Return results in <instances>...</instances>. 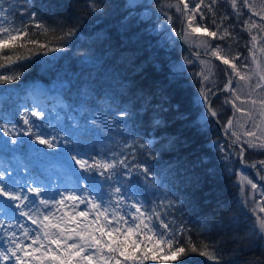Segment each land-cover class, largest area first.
I'll return each instance as SVG.
<instances>
[{
    "label": "trees",
    "instance_id": "1",
    "mask_svg": "<svg viewBox=\"0 0 264 264\" xmlns=\"http://www.w3.org/2000/svg\"><path fill=\"white\" fill-rule=\"evenodd\" d=\"M161 2L139 0L140 5L149 7L129 9L125 6L127 0H0V7L11 9L17 22L27 12L35 11L37 22L56 29L55 33L47 36H37L41 43L49 44L48 49L29 46L35 54L20 62V80L0 85V93L6 94L0 108V124L8 122L16 123L19 128L27 127L19 118L25 112L21 99L38 83L49 91L58 90L62 101L68 105L65 108L57 107L53 113L40 118L52 122L59 132L64 129L63 135L72 131L69 125L74 120L83 121L80 114L81 90H88L94 98L90 111L96 100L110 94L129 104L137 103L139 97L146 95L151 101V108L147 111L144 107L134 108L138 115L134 120L124 121L126 127L108 131L100 125L98 135L82 136L81 143L72 147L97 159L112 158L113 154L117 158L129 155L131 159L130 153L135 150L137 160L146 161L156 174L155 183L149 181L146 185L135 173L131 179L121 178V200L126 201L127 194L136 195L146 214L161 202L167 205L173 201L175 207L171 208V215L164 218L174 222L177 227L189 229L188 235L197 246L202 240L218 243L221 249L220 264H264V248L247 235L241 218L235 175L240 162L234 157V163L230 165L233 171H227L217 145H225L231 151L228 147L230 140L229 143L223 140L214 119L210 118L207 125L201 121L205 109L201 106L202 101L198 102L197 99L199 78L194 75L201 65L192 53L203 50L192 47L190 52L183 48L177 37L170 38L163 31L160 25L169 31L171 27L178 31L180 21L176 19L174 9H166L173 14V25H166V18L157 7ZM255 2L259 4L261 0ZM93 3L99 11L91 10ZM224 11L231 13L230 5L217 6L218 13ZM244 11L250 15L247 9ZM253 19L258 20V17ZM197 21L207 25L210 30L216 27L210 19L199 21L197 16ZM232 22L224 21L226 25ZM68 28L74 34L62 41L57 40L56 36L63 34L60 30L67 31ZM30 31L38 32L35 27H30ZM234 31L239 40L229 41L233 54L241 53V58L247 57L251 65L252 55L248 51L253 48L251 36L248 30L242 31L240 25ZM251 31L257 35L253 54L259 51V56H262L264 52L258 49L259 46L264 48V33L257 29ZM196 36L207 38L203 33ZM211 43L224 44L225 41L211 40ZM60 48L64 50H52ZM184 57H189L193 63L185 64ZM212 62L218 66L215 71L218 84L222 86L227 80L224 71L215 61ZM251 67L255 68L253 65ZM228 95L221 93L211 98L213 107L220 113L219 124L233 114L230 105L222 106ZM29 118L34 123L39 120L37 117ZM157 119L161 121L160 124L154 123ZM3 137L0 133V141ZM19 139L25 143L12 150L20 153L30 165L40 161L66 166L62 151L54 152L42 145L28 144L29 137L22 133ZM126 142L132 147H126ZM141 143L145 146L141 147ZM243 147L246 149L244 160L248 164L264 160L263 152L249 150L245 145ZM31 148L42 151L32 152ZM34 165V169H37L38 164ZM77 176L93 185L100 197L115 201L117 194L110 187L111 181L105 182L98 173H85L79 168ZM158 210L162 216L168 211L166 208ZM205 224L206 228L203 227ZM185 261L188 264H214L207 257L191 252L175 260H148L145 264H184Z\"/></svg>",
    "mask_w": 264,
    "mask_h": 264
},
{
    "label": "snow or ice",
    "instance_id": "2",
    "mask_svg": "<svg viewBox=\"0 0 264 264\" xmlns=\"http://www.w3.org/2000/svg\"><path fill=\"white\" fill-rule=\"evenodd\" d=\"M224 4L230 5L231 13L217 12V6ZM125 6L129 9L149 7L140 5L139 0H127ZM90 7L93 12L100 10L94 3ZM157 7L166 18L164 22L166 25H173V14L166 9H174L176 19L180 21L179 31L175 27H171L169 31L164 25H160L170 38L178 37L184 44L203 50L202 53L194 51L192 55L201 65L194 75L199 78L200 90L197 99L198 102L202 101L201 106L205 109L201 114V121L205 125L210 122V118H215L217 123H221L220 113L213 107L211 98L217 95V91L229 93L224 98L222 106L230 105L233 114L222 124V127L230 140L228 147L232 150L228 151L225 145H217L222 153L221 159L226 162L227 171L230 173L233 171L230 165L234 163L232 157H235L242 164L255 169L257 176L264 180V160L248 164L244 160L246 149L243 147L247 145L249 150L264 152V63L258 61L253 54L257 35L251 31V29H257L260 33H264V0H261L259 4L255 0H162ZM245 9L250 15L245 13ZM10 16L13 18L9 19ZM197 16L199 21L210 19L211 24L216 26L215 29L210 30L207 25L199 23ZM36 17L35 11H29L17 22L11 9L0 7V85L12 84L20 80V62L35 54L30 45H35L38 49H48L49 44L41 43L37 36H47L49 33H55L56 29L50 28L43 22H37ZM253 17H258V20ZM227 20L233 22L226 25L224 21ZM237 25L241 26L242 31L248 30L251 36L253 48H249L248 51L252 55L251 65H255V68L247 62V57L241 58V53L233 54L229 41L238 42L239 37L234 31ZM30 27H35L38 32L30 31ZM60 31L63 34L56 36V39L61 41L74 34L71 28ZM197 33H203L204 37L211 39L197 38ZM211 40H223L225 43L214 45ZM52 50L63 51L64 49ZM260 51L264 52V48ZM204 57H214L215 60L231 69L230 72L227 69L224 70L227 80L222 86L218 84L215 71L218 66L211 59H204ZM184 63L192 64L193 61L189 57H184ZM245 69L250 71H244ZM241 81L244 83L241 84ZM79 95L81 97L80 114L83 121L74 120L73 124L69 125L72 128L70 133L60 135V132L65 131L64 129L56 133L42 131L45 125L35 124L29 118L44 117V110L36 105L34 108L39 110H26L19 117L23 125L27 127L19 128L16 123H11L9 126L8 122L0 124V133L9 137V140L3 141V146L7 147L9 142L13 145H23L25 141L19 139L21 133L29 137L28 144L42 145L54 152L58 151L62 145L63 160L73 170L79 166L82 172L98 173L104 177L105 182H112L110 187L117 194L116 203L121 202L119 198L123 187L121 178L131 179L135 173L146 185L149 181L155 183L156 174L146 161L137 160L135 150L130 153L131 159L129 155L117 158L115 154L112 158L97 159L72 147L73 144L81 143L82 136L98 135L100 125L108 131L126 127L124 121L134 120L138 115L134 108L144 107L145 111L151 108V101L147 96L143 95L138 98L137 103L129 104L123 103L117 95L110 94L96 100L95 106L90 111L94 98L90 96L88 90H81ZM57 105L61 108L68 107L62 100H57ZM237 113L239 116L236 115ZM154 123L160 124L161 121L157 119ZM133 143L136 142L133 141ZM144 146L141 143V147ZM126 147L131 148L132 145L126 142ZM30 151L40 153L42 150L31 148ZM235 175L238 177L236 185L240 196L239 204L244 229L259 247L264 248V215H262L264 214V184L258 186L247 173L239 170L235 172ZM5 176H11V172L7 169L0 171V181H4ZM33 183L36 186L20 185L19 181H13L11 185L6 182L0 183V197L13 202L5 205V208L16 210L12 212V217L7 220V224L5 220H0V229L8 227L23 230V239L17 235L16 231H12L7 237L10 244L0 250V260L5 264H45V262L47 264H122V261L123 264H129V262L145 264L148 260H164L165 262L169 259L175 260L182 255L187 256L189 252L198 253L214 261V264H220L221 249L218 243L202 240L197 246L188 235L189 229L183 226L177 227L174 222L164 218L171 215V208L175 207L173 201H169L167 205L161 202L149 214L133 203L131 206L135 208L136 214H131V219L134 223L123 230L117 226L107 228L105 225L88 230L86 225L77 224L74 217L63 223L54 222L52 218L55 214L41 212L36 204L38 201L40 205L48 208L50 204L63 206L65 201H72L74 207H78L80 203H87L99 210L102 205L95 202V197L89 200L82 194L76 195L73 191H67V194L58 193L61 197L59 200H55L54 197L42 198V194L46 191L45 186L35 181ZM247 186H250L251 193L246 190ZM76 191L83 193L87 189L77 188ZM28 193L32 194L31 197ZM159 208H166L168 211L162 216ZM106 211V209L100 211L99 215L104 216L105 220L111 224ZM17 214L30 220L39 231L33 234L24 223L17 221L13 224L11 220ZM78 215L86 217L87 213L81 211ZM116 216L117 214L113 212L112 218L115 219ZM120 222L129 223L122 215L118 219V223ZM69 224L75 226H68ZM203 227L206 228L207 225ZM69 241L72 242L69 243ZM138 251L139 255H137ZM184 264L188 262L185 261Z\"/></svg>",
    "mask_w": 264,
    "mask_h": 264
},
{
    "label": "rangeland",
    "instance_id": "3",
    "mask_svg": "<svg viewBox=\"0 0 264 264\" xmlns=\"http://www.w3.org/2000/svg\"><path fill=\"white\" fill-rule=\"evenodd\" d=\"M155 1V0H151ZM161 2V1H156ZM202 38V37H199ZM263 48L262 46H259L260 50ZM260 52L257 51L254 53L256 59L260 61L261 63H264V55L259 56ZM255 67V65H253ZM241 84L244 82L241 81ZM253 83H255V80H253ZM6 98L5 93H0V104L4 101ZM57 100H62L61 96L56 91H49L47 88L43 86L42 83H38L33 89H31L25 98H23L22 101V107L26 111L28 110V107H32L33 110H39V108H42L45 112V114H48L49 112L55 111L57 107ZM39 105V108H34V106ZM239 116V114H236ZM40 119V118H39ZM228 119V117H227ZM226 119V121H227ZM225 121V122H226ZM43 123L45 125L44 128L41 130L44 132H52L56 133L58 129H56L53 124H47L45 121H38L35 124H41ZM11 123H9L10 126ZM223 124V123H222ZM222 124H220L221 128ZM60 135H62L60 133ZM225 138H223L224 141L229 143V137L228 135H224ZM234 139V138H233ZM9 140V137H3L2 143L0 146V171H4L5 169L8 170V172H11V176H5L4 181H0V183H7L11 185L13 181H19L20 185L27 184L28 186H36L33 181L42 184L45 186L46 191L42 194V198H55V200H59L61 197L58 193H64L67 194V191H73L76 195H84L89 200L93 199L95 197V202L97 204H101V209L97 210L92 208L90 204L87 203H80L78 207H74V202L72 201H65V204L63 206H57L55 204H50L48 208H45L43 205H40L37 201L36 207L40 209L41 212L47 213L51 212L54 213V217L52 218L54 222L63 223L64 221H69L71 218H75L77 224H81L82 226L86 225L88 230H93L96 227L100 225H105L107 228H111L112 226L120 227L122 230L124 228H127L130 224L134 223L131 219V214H136L135 208H133L131 205L133 203L137 204V207H141L143 209V206L141 202L138 200V198L134 195H131V198L129 201H126L124 204L122 202L116 203L115 205L109 204V202L106 199H100L95 194L94 190L81 182L76 181L75 178L72 176V171L63 172L57 166H46L42 164L38 167L39 174L34 175L33 172H31V169L28 166V162L20 160L18 155L10 154L6 152L8 151L9 145L11 143L9 142L7 147L3 146V141ZM247 146V145H245ZM61 149H63V146L61 145ZM264 154V152L262 153ZM234 157H232L233 159ZM242 167L248 168L245 164L242 165ZM241 167V168H242ZM239 171H243L242 169H238ZM255 171V169L248 172L249 178L253 179L254 182H256L259 185L264 183V180H261L259 176H257L256 173L254 175L252 174ZM245 173V172H244ZM256 174V175H255ZM238 179V177H237ZM87 189V191L81 193L79 191H76V189ZM249 193H251L250 186H247L246 189ZM28 195L31 197V193H28ZM130 197V196H128ZM13 202L6 200L3 197H0V220H5V223L7 224V220L11 219L12 212L16 211L14 208H5V205L11 204ZM59 207V210L57 208ZM106 209V215L109 220H111V224L108 223V221L105 220L104 216H100L99 212ZM85 212L87 213L86 217H80L78 215L79 212ZM143 211V210H142ZM115 212L117 214L116 218H112V214ZM67 214V215H66ZM124 216L125 219L129 222L128 224H123L122 222L118 223L119 216ZM264 215V214H262ZM60 218V219H57ZM17 221L22 222L25 224L26 227L32 230V233L34 234L36 231H39L37 229L36 225L32 224L30 220H27L25 217L19 216L18 214L14 219L11 220L13 224H16ZM68 226H75L72 224H69ZM12 231H16L17 235L23 239L22 236V229L19 228H8L5 227L3 229H0V250H2L4 247L8 246L10 244V241L7 240V237L11 234ZM98 235V233H97ZM72 241H69L71 243ZM25 243H30V241H25ZM36 247V246H34ZM39 255V254H37ZM0 264H5L4 261L0 260ZM47 264V262H45Z\"/></svg>",
    "mask_w": 264,
    "mask_h": 264
},
{
    "label": "bare ground",
    "instance_id": "4",
    "mask_svg": "<svg viewBox=\"0 0 264 264\" xmlns=\"http://www.w3.org/2000/svg\"><path fill=\"white\" fill-rule=\"evenodd\" d=\"M191 48L192 47H190V52H191ZM196 51H198V50H196ZM202 53V52H201ZM206 58H211L213 61H215L222 69H224V66H223V64L222 63H220V61H217V60H215V58L214 57H206Z\"/></svg>",
    "mask_w": 264,
    "mask_h": 264
},
{
    "label": "water",
    "instance_id": "5",
    "mask_svg": "<svg viewBox=\"0 0 264 264\" xmlns=\"http://www.w3.org/2000/svg\"><path fill=\"white\" fill-rule=\"evenodd\" d=\"M225 132H223V136H224Z\"/></svg>",
    "mask_w": 264,
    "mask_h": 264
}]
</instances>
